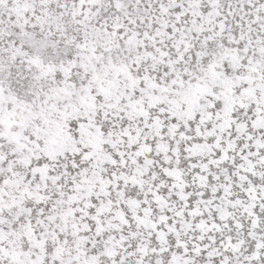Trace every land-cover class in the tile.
Segmentation results:
<instances>
[{"label": "snow or ice", "instance_id": "6c2138e0", "mask_svg": "<svg viewBox=\"0 0 264 264\" xmlns=\"http://www.w3.org/2000/svg\"><path fill=\"white\" fill-rule=\"evenodd\" d=\"M0 264H264V0H0Z\"/></svg>", "mask_w": 264, "mask_h": 264}]
</instances>
